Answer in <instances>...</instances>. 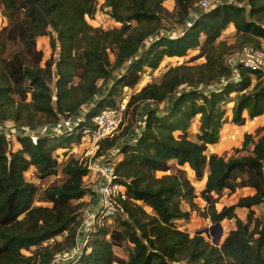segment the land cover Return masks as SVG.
Here are the masks:
<instances>
[{
  "label": "trees",
  "instance_id": "16d2710c",
  "mask_svg": "<svg viewBox=\"0 0 264 264\" xmlns=\"http://www.w3.org/2000/svg\"><path fill=\"white\" fill-rule=\"evenodd\" d=\"M166 1L104 0L120 23L104 29L87 20L97 13L99 0H1L8 23L0 32V125L51 129L85 115L75 135H41L36 144L19 136L18 149L0 131V264H52L58 254L76 246L87 205L82 199L89 192L88 162L74 155L67 158L63 182L42 190L41 201L48 206L36 204L39 189L26 172L35 167L41 179L58 174L54 153L64 142L83 138V127L93 126L95 112L117 106L114 96L124 87H136L146 67L156 71L165 58L195 49L200 52L191 61L204 58L203 63L172 66L159 82L131 95L126 113L153 105L145 112L138 137L126 127L125 143L117 136L100 142L96 155L120 149L115 173L127 187V199L118 200L122 215L115 227L97 226L76 260L115 264V247L128 246L129 258L119 264H264V216H256L254 209L264 204V126L255 135L246 133L242 147L236 148L249 154H207L208 146L221 138L223 103L232 93L234 124L244 122L245 112L250 119L264 115V74L237 65L235 77L230 63L235 49L264 45V0H214L215 7L208 10L200 9V0H174L173 12ZM167 20L182 25L181 33H161ZM230 24L236 28L234 44L221 39ZM47 34L52 53L45 59L37 38ZM186 84L196 87L180 89ZM194 119L199 131L192 139L188 131ZM173 160L187 165L198 179L209 168L205 216L213 223L236 220L221 244L176 225V220L190 218L197 195L181 170L157 176L158 171H170ZM244 187L255 192L220 211L216 208L213 193ZM183 203L191 210H183ZM237 208H248L246 221Z\"/></svg>",
  "mask_w": 264,
  "mask_h": 264
},
{
  "label": "rangeland",
  "instance_id": "374dc122",
  "mask_svg": "<svg viewBox=\"0 0 264 264\" xmlns=\"http://www.w3.org/2000/svg\"><path fill=\"white\" fill-rule=\"evenodd\" d=\"M165 6L169 9V11H174L175 9V1L174 0H167L165 3ZM4 6L0 0V32L4 26L7 25L8 19L5 17L4 12H3ZM110 9L108 7L104 6V0H99V6H98V11L95 14V16L91 18H87L88 22L93 25L94 27H102L104 29H109V28H114L120 26V23L116 22L114 18H112L109 14ZM182 29V25H179L176 22H171L170 20H167L164 25V29L160 31L161 33L168 30V31H177L179 32ZM160 33V34H161ZM222 40H225L228 42V44H234L237 42V34H236V28L230 24L228 28L223 32ZM37 46L38 49L42 50L44 52V58L48 59L52 53V48L50 46V36L47 35H42L37 38ZM246 47V46H245ZM248 47V46H247ZM246 47V48H247ZM245 48V49H246ZM242 51V49H235V52H233L231 59L236 60L237 57L239 56L238 52ZM199 50H190L186 56L183 57H172V58H165L164 61L161 63L160 67L156 71H151L150 68L146 67L145 72L141 74V80L139 84L134 87H124L122 90H120L115 96L116 103H120L123 100H130V97L133 93L139 91L143 86L150 82H159L161 78L163 77L164 73L172 66H177L182 63H187L189 65H196L203 63L205 61L204 58H199L196 60H193V57L199 54ZM235 55V56H234ZM185 88H191V87H196V85L192 86L191 84H186L184 85ZM199 88H203V86L199 85ZM235 93H232L228 98L225 100L223 103V107L226 110V115H225V124L224 127L221 131V138L217 145H212L208 146L207 154H212V153H217L219 155H224L227 158L230 156H241V155H246L249 154V150H242L237 152L236 148H241L243 141H244V136L246 133H252L255 135L256 129H251V130H245V128H241L240 126H245V124H236L234 126V123L231 121L232 119V107H233V102L232 99L234 97ZM153 107L152 104H144L140 111L135 112V109L129 108L128 112L126 113L124 125L122 126L119 134L117 135V138L119 141L122 143H125L126 140V135L127 133H124L126 127L129 129L130 133H133V131L136 132L137 128H140V122L145 119V112L147 113L149 108ZM199 116L196 118L198 119ZM253 123H248L246 125V129H248L250 126H252ZM43 127V126H42ZM261 127V126H259ZM198 122L197 120H193V123L191 127L189 128V135L192 139H195L196 134L198 133ZM225 129V137L223 138V130ZM77 133V131L74 133V135ZM59 137V136H56ZM64 138H61V140ZM257 139V137H256ZM60 140V141H61ZM17 139H15L14 142V149L17 147ZM226 141H231V145L225 147ZM104 146L105 143H104ZM98 152V151H97ZM96 150H94L93 142L91 141L90 137H84L81 138L79 141L78 140H72L70 142L66 141L63 144V147H60L56 150L54 153L57 155V159L59 161V172L56 175H52L49 177H46L44 179H41L38 177V173L36 171L35 167H31L27 172H26V178L33 182L39 189V193L36 196V204L37 205H45L48 206L50 205L49 203L41 201V196H42V190L45 189L46 187L53 185V184H60L64 180L63 173L61 171L62 166L64 162L67 160V158L71 155L76 156L77 158H80L81 160H86L87 162H98L99 158H102L106 155L104 153L103 155H96L97 154ZM99 156V157H98ZM114 157L111 161L114 162L115 164L118 161V158H122L121 155L117 154V158ZM172 164V169L170 171H167L166 173L163 172H157V176H162L164 174H169V173H177L179 170H181L183 173H185L186 177L190 180V182L194 185L195 187V192L197 197L195 198V203L196 207H194L191 210V207L187 203L182 204L183 210H191V215L189 219H178L176 220V225L179 227L181 230L188 231L191 233V235H194L198 233V231H203L204 229H209V233L213 234H219V231L217 228L211 230V226L214 225L211 221L210 218L206 217L205 214L207 213V209L209 206V200L205 198L204 196V189H205V184L207 181V177L209 174V168L207 167L205 170V174L202 179H198L195 176V172L187 167V165H177V162L175 160L170 162ZM94 165V163H91ZM99 177L96 176L94 170H89V175L85 178V185L88 187L89 192L83 197L82 201H85L87 206L97 204L98 203V182H99ZM242 189V188H241ZM237 189L234 192H231L229 189L223 190L220 194L213 193L212 196L213 198L217 201L216 202V208L220 211L224 206H231L235 203H237L238 199L241 196H246L249 195L250 191L249 189ZM240 190V191H239ZM97 191V192H96ZM148 209V207H147ZM256 211V216L261 217L264 216V204H261L259 206H256L255 208ZM152 212V210H149ZM238 216L243 219L244 221L247 220V214H248V209L245 208H237L236 210ZM121 216V214L118 215L117 218H112V219H107L103 221L105 222L104 227H108V229H112L115 227L117 224L118 218ZM221 225L223 227V233L221 235V239L219 240V244L223 242L229 231L233 228L236 227V220H224L221 222ZM207 239L212 241V238H209L206 233H203ZM213 237V235H212ZM58 239H62V237H59ZM52 240L49 242H46L44 244L50 243ZM129 245V244H128ZM131 247V245H129ZM115 253L117 257V262L115 264H119L120 262H126L129 258V253H128V246H122V247H115ZM23 253L26 255H30V251L28 250H23ZM61 254L57 255V259L52 262V264H69L71 260L64 261L60 260L59 256ZM74 264H79L78 260H73L71 261ZM177 264H186V263H177Z\"/></svg>",
  "mask_w": 264,
  "mask_h": 264
},
{
  "label": "built area",
  "instance_id": "2783aa9c",
  "mask_svg": "<svg viewBox=\"0 0 264 264\" xmlns=\"http://www.w3.org/2000/svg\"><path fill=\"white\" fill-rule=\"evenodd\" d=\"M198 5L200 9L205 10L215 7L214 0H200ZM180 33L181 30L179 32H173L174 35ZM230 63L232 64L235 77H238L237 65H242L253 70H259L264 74V45L260 48L248 46L242 51V53H239L236 60L231 59ZM225 82V79H223L219 85H222ZM208 88L214 89L215 85L208 86ZM180 89L190 88L182 86ZM53 98L54 100L57 99L55 94ZM127 102L128 101L125 99L115 107L105 108L101 111L95 112L91 117L93 126L86 125L83 127V138H91L96 152L100 148L101 141L113 138L119 134L124 125ZM92 106L93 105H90L87 108ZM84 115L85 112L65 119L61 123L52 126L51 129L46 127L30 128L8 122L4 125H0V131L5 134L7 140L13 144V147L15 139H18L19 136H28L32 139V142L36 144L41 135H73L77 131V127L84 120ZM144 120L143 122H140L141 127L137 128L136 132L134 131L137 137L140 135ZM137 137L135 136V139H137ZM119 151L120 149L115 147L104 157L99 158L98 162H88L89 169L94 170L96 176L100 178L98 182V203L83 210V220L78 229L76 246L63 252L59 256L60 260L73 261L79 258L83 254L84 249L89 246L90 240L96 232V224L103 219L114 218L121 213L118 200L119 198H127L126 187L119 181L118 175L115 173V163L111 161L114 157L117 158ZM91 163H94V165ZM56 259L57 257L55 260ZM71 261L69 264H74Z\"/></svg>",
  "mask_w": 264,
  "mask_h": 264
},
{
  "label": "crops",
  "instance_id": "0c3cea01",
  "mask_svg": "<svg viewBox=\"0 0 264 264\" xmlns=\"http://www.w3.org/2000/svg\"><path fill=\"white\" fill-rule=\"evenodd\" d=\"M233 26H234V24H232ZM235 27V26H234ZM105 91V90H104ZM244 116H245V122L243 123V124H245V126H240L241 128H245V130H251L252 128L253 129H256V128H258L259 126H264V119H261V118H263V116L264 115H262V116H259V117H256V118H254V119H250L249 117H248V115H247V113L245 112L244 113ZM253 123V125L252 126H250L248 129H246L247 127H246V125L248 124V123ZM234 126H236V124H234ZM198 127H199V125H198ZM231 145V141H226V143H225V147H227V146H230ZM214 145H217V143L216 144H214ZM210 146H212V145H210ZM21 146H20V144H19V142L17 141V147H16V149H18V148H20ZM158 172H161V171H158ZM164 173V172H163ZM239 189H241V188H239ZM243 189H249V190H251L250 191V193H249V195H251V194H253L254 192H255V190L253 189V188H251V187H244V188H242L241 190H243ZM240 191V190H239ZM97 192V191H96ZM247 196V195H246ZM242 197V196H241ZM82 200H85V199H82ZM256 207V206H255ZM254 207V208H255ZM245 209H248V208H245ZM249 211V210H248ZM233 220V219H232Z\"/></svg>",
  "mask_w": 264,
  "mask_h": 264
},
{
  "label": "water",
  "instance_id": "95a60500",
  "mask_svg": "<svg viewBox=\"0 0 264 264\" xmlns=\"http://www.w3.org/2000/svg\"><path fill=\"white\" fill-rule=\"evenodd\" d=\"M233 3H235V2H233ZM245 122V121H244ZM243 122V123H244ZM212 228H211V230H213V229H215V228H217L218 229V231H219V234H215V233H209V229H204L203 231H198V234H203V233H206L207 235H208V237L209 238H212V241H213V243H218L219 242V240L221 239V235H222V233H223V227H222V225H221V223H215L214 225H212L211 226ZM212 235H213V237H212Z\"/></svg>",
  "mask_w": 264,
  "mask_h": 264
},
{
  "label": "clouds",
  "instance_id": "9594fccd",
  "mask_svg": "<svg viewBox=\"0 0 264 264\" xmlns=\"http://www.w3.org/2000/svg\"><path fill=\"white\" fill-rule=\"evenodd\" d=\"M245 121V120H244ZM18 140V139H17ZM135 143V142H134ZM119 155H121L122 156V154H120V152H119ZM121 158H118V161L120 160ZM117 161V162H118ZM115 166H116V164H115ZM123 184V183H122ZM125 187H126V185L125 184H123ZM126 193H127V187H126ZM127 199V198H126ZM125 199V200H126ZM92 205H90V206H87L86 208H89V207H91ZM85 208V209H86ZM149 210H151V208L149 209ZM83 213H84V211H83ZM121 215H122V212L120 213ZM118 216H116V217H114V218H117ZM121 217V216H120ZM107 219H112V218H106V219H104V220H107ZM97 226H105V222L103 221V220H101L100 222H98L97 224H96V228H97ZM96 230V229H95ZM95 234V233H94ZM94 234H93V236H92V238L94 237ZM91 238V239H92Z\"/></svg>",
  "mask_w": 264,
  "mask_h": 264
},
{
  "label": "bare ground",
  "instance_id": "6f19581e",
  "mask_svg": "<svg viewBox=\"0 0 264 264\" xmlns=\"http://www.w3.org/2000/svg\"><path fill=\"white\" fill-rule=\"evenodd\" d=\"M261 119H264V116H263V118H261ZM225 135H226V133H225V129L223 130V138L225 137Z\"/></svg>",
  "mask_w": 264,
  "mask_h": 264
}]
</instances>
